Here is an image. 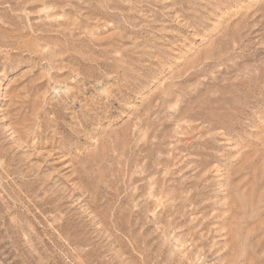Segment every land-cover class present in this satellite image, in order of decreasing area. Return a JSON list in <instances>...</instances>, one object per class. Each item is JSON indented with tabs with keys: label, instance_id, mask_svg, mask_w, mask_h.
I'll use <instances>...</instances> for the list:
<instances>
[{
	"label": "rangeland",
	"instance_id": "rangeland-1",
	"mask_svg": "<svg viewBox=\"0 0 264 264\" xmlns=\"http://www.w3.org/2000/svg\"><path fill=\"white\" fill-rule=\"evenodd\" d=\"M0 264H264V0H0Z\"/></svg>",
	"mask_w": 264,
	"mask_h": 264
}]
</instances>
